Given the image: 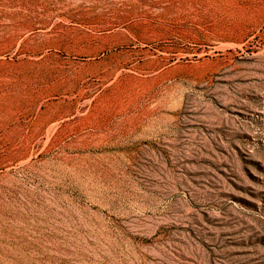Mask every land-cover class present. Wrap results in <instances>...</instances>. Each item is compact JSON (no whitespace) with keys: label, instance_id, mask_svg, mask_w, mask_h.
Segmentation results:
<instances>
[{"label":"rangeland","instance_id":"rangeland-1","mask_svg":"<svg viewBox=\"0 0 264 264\" xmlns=\"http://www.w3.org/2000/svg\"><path fill=\"white\" fill-rule=\"evenodd\" d=\"M0 264H264V0H0Z\"/></svg>","mask_w":264,"mask_h":264},{"label":"bare ground","instance_id":"bare-ground-1","mask_svg":"<svg viewBox=\"0 0 264 264\" xmlns=\"http://www.w3.org/2000/svg\"><path fill=\"white\" fill-rule=\"evenodd\" d=\"M105 37L106 35H101L99 33L91 34L90 37L86 40L87 46L85 49L78 52L67 49L66 56L62 58V61L59 56H61V53L63 52L60 50L61 48L57 47V50L60 54L59 56L57 55L58 57H56V59H59L63 65H67L65 71L68 73L72 71L81 57L92 56L93 58H99L100 55L104 54L105 56H107V52H110V54H112L117 47L128 46L132 43L130 41H123L112 43L111 45H105Z\"/></svg>","mask_w":264,"mask_h":264}]
</instances>
